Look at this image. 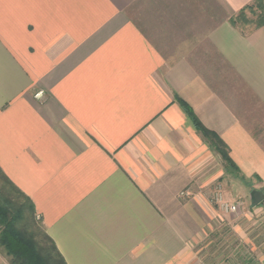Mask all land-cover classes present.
I'll return each mask as SVG.
<instances>
[{
  "label": "crops",
  "instance_id": "crops-1",
  "mask_svg": "<svg viewBox=\"0 0 264 264\" xmlns=\"http://www.w3.org/2000/svg\"><path fill=\"white\" fill-rule=\"evenodd\" d=\"M254 2L0 0V170L67 264H264L177 101L264 183V27L231 24Z\"/></svg>",
  "mask_w": 264,
  "mask_h": 264
},
{
  "label": "trees",
  "instance_id": "trees-1",
  "mask_svg": "<svg viewBox=\"0 0 264 264\" xmlns=\"http://www.w3.org/2000/svg\"><path fill=\"white\" fill-rule=\"evenodd\" d=\"M248 13L253 15L252 19L248 17ZM231 24L238 29L242 25H253L248 32L239 29L244 36H250L263 28L264 0H255L253 4L245 7L231 19ZM177 101L205 141L221 156L227 170L240 175L241 172L231 159L229 148L223 140L215 132L207 129L186 103L178 98ZM0 175L16 193L14 197L0 190V247L4 248L7 256L11 258V264H67L43 227L36 228L37 215L31 199L17 189L1 170ZM263 203L264 201L261 204ZM29 223L32 224L31 227Z\"/></svg>",
  "mask_w": 264,
  "mask_h": 264
},
{
  "label": "rangeland",
  "instance_id": "rangeland-1",
  "mask_svg": "<svg viewBox=\"0 0 264 264\" xmlns=\"http://www.w3.org/2000/svg\"><path fill=\"white\" fill-rule=\"evenodd\" d=\"M248 17L252 19L253 15L248 13ZM252 28L253 25L251 26L242 25L239 27L240 30H243L245 32H248ZM224 169H225V174L223 176V179H221L220 182L219 181L217 182L218 183L217 187L211 190H205L203 191V194H205L208 200H210L211 207L214 210L216 209L219 213L225 215L229 213H226L224 210H222L218 205V203L216 202L215 200L216 192H220L225 201L229 203L239 204L240 206L239 211L237 213L232 214L236 217L239 216L238 218V221L240 222L239 228L244 230L248 228L255 229L257 234L264 235V210L262 208H259V206L255 208V206L252 205L250 199V195L253 190L264 191L263 180L259 176H253L251 179H247L241 173L239 175L234 171L227 170L225 164H224ZM0 190H4L5 193H9L12 196L16 197V193L14 192L13 188L9 185V183H7L1 177V175H0ZM246 216L252 217L250 218L251 222L246 220L245 218ZM36 222H37L36 228L40 229L42 226L40 224L38 217H36ZM31 225L32 224L29 223L30 227ZM232 225L234 227H232ZM235 228L236 225L225 221L221 223V228H217V229H219V231H222L221 234H224ZM214 229L216 230V228ZM33 230H34V226H33ZM194 249L195 251H199L201 249L200 244L195 245ZM225 250L229 251L230 249L227 248ZM240 251H245V250L244 248H241ZM0 264H11V258L7 256L6 251L2 247H0Z\"/></svg>",
  "mask_w": 264,
  "mask_h": 264
},
{
  "label": "built area",
  "instance_id": "built-area-1",
  "mask_svg": "<svg viewBox=\"0 0 264 264\" xmlns=\"http://www.w3.org/2000/svg\"><path fill=\"white\" fill-rule=\"evenodd\" d=\"M215 200L220 206L222 210H224L226 213L234 214L237 213L240 209L239 204L229 203L225 201L222 197V194L220 192H216Z\"/></svg>",
  "mask_w": 264,
  "mask_h": 264
},
{
  "label": "water",
  "instance_id": "water-1",
  "mask_svg": "<svg viewBox=\"0 0 264 264\" xmlns=\"http://www.w3.org/2000/svg\"><path fill=\"white\" fill-rule=\"evenodd\" d=\"M253 206H257L264 201V193L259 190H253L250 195Z\"/></svg>",
  "mask_w": 264,
  "mask_h": 264
}]
</instances>
